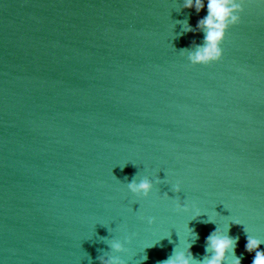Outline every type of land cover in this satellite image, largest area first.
<instances>
[{
	"label": "water",
	"instance_id": "obj_1",
	"mask_svg": "<svg viewBox=\"0 0 264 264\" xmlns=\"http://www.w3.org/2000/svg\"><path fill=\"white\" fill-rule=\"evenodd\" d=\"M184 3L0 0V264L201 262L217 229L252 264L244 229L264 240V0H249L207 66L188 60L207 2ZM145 177L153 189L138 200L127 184Z\"/></svg>",
	"mask_w": 264,
	"mask_h": 264
},
{
	"label": "clouds",
	"instance_id": "obj_2",
	"mask_svg": "<svg viewBox=\"0 0 264 264\" xmlns=\"http://www.w3.org/2000/svg\"><path fill=\"white\" fill-rule=\"evenodd\" d=\"M207 2V16L197 23V28L203 31L204 41L202 45H198L194 54L189 55L188 60L193 66H207L209 64L220 61L222 57L221 45L224 41L227 31L239 24L240 14L244 11V6L249 0H206ZM204 7V0H185L184 8H195L199 13ZM191 31L190 28H188ZM127 189L132 196L139 199L148 198L150 192L153 189V183L147 178L141 179L139 182L134 178L127 184ZM171 191L174 194L180 192L179 185L172 187ZM164 198L168 199L167 193H164ZM176 210L187 212L188 208L183 206L179 201L176 202ZM197 213V217H199ZM153 220L148 219V224L151 225ZM235 224L239 225V222ZM247 237L245 244V251L249 254L255 253L252 260V264H264V251L259 250L261 243L264 240L254 238L248 235L247 230L244 229ZM238 238H230L226 234H222L219 229L211 233L206 239V253H211L210 256H206L201 262H196L191 253L185 258L183 253L176 254L174 257H170L161 264H227L226 255L232 254L233 259L231 264H241L239 258L235 257L234 249ZM111 247L114 251H121V244L118 242H112ZM146 258V257H145ZM102 264L104 262L102 261ZM108 264H120L118 259H113Z\"/></svg>",
	"mask_w": 264,
	"mask_h": 264
}]
</instances>
